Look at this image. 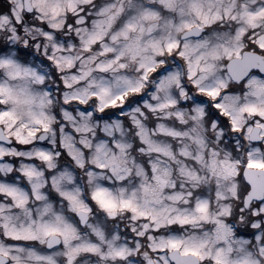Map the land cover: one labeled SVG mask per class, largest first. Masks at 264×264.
Here are the masks:
<instances>
[{"label":"snow or ice","instance_id":"obj_1","mask_svg":"<svg viewBox=\"0 0 264 264\" xmlns=\"http://www.w3.org/2000/svg\"><path fill=\"white\" fill-rule=\"evenodd\" d=\"M0 264H264V0H0Z\"/></svg>","mask_w":264,"mask_h":264}]
</instances>
